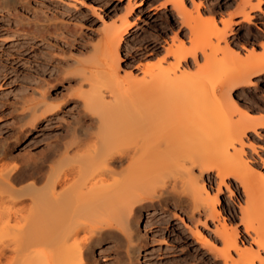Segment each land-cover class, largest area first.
<instances>
[{"label":"bare ground","instance_id":"1","mask_svg":"<svg viewBox=\"0 0 264 264\" xmlns=\"http://www.w3.org/2000/svg\"><path fill=\"white\" fill-rule=\"evenodd\" d=\"M0 1L9 8L15 3ZM258 2L242 0L237 12L242 22L253 23L252 13L262 9L263 2ZM167 5L183 16L182 24L196 43L188 50L169 48L167 54L174 58L169 69L136 87L138 79L121 76L119 53L131 25L126 20L119 27L107 26L102 46L93 47L99 51L73 60L71 78L79 85L85 109L95 115L90 125L72 126L43 158L33 161L35 157L28 156L21 165L10 166L6 144L0 145V264H95L94 249L107 240L129 249L124 251H128L126 261L133 263L140 254L134 245L140 239L138 213L172 204L191 207L192 236L217 262L264 264V180L255 179L260 176L246 159L244 141L249 132L264 128V117L228 109L238 105L232 90L250 89L252 76L264 75V61L260 62L264 50L260 56L251 53L253 64L247 72L203 87V82H194L198 76L193 79L190 70H182L183 64L192 58L201 74L204 66L198 54L206 56V46L214 47L212 38L225 41L233 33V21H222L219 28L213 17L212 27L209 24L202 32L198 30L201 4L196 17L184 0H167L163 8ZM231 48L223 51L229 58ZM44 90L35 93L33 102L24 103L25 111L20 108L25 113L21 121H26L21 128L36 126L62 108ZM191 90H195L192 96ZM205 96L216 100L205 104ZM236 116L240 118L234 122ZM210 172L219 179L215 196L207 186ZM227 178H235L249 192L240 223L251 240L242 238L239 227H227L219 210L222 187L230 190ZM210 222L216 223L214 229Z\"/></svg>","mask_w":264,"mask_h":264},{"label":"rangeland","instance_id":"2","mask_svg":"<svg viewBox=\"0 0 264 264\" xmlns=\"http://www.w3.org/2000/svg\"><path fill=\"white\" fill-rule=\"evenodd\" d=\"M184 1L194 17L198 15L197 5L201 4L200 13L203 20L198 25L200 31L207 29L209 24L212 27L213 17L219 28L223 27L222 21H233V33L229 32L225 41L218 43L212 38L214 47L211 42L207 43L212 46H206L207 55L198 54V62L204 66L199 72L201 74H198V66L192 58H189L191 64H183L186 68L182 67V70H190L191 78L199 77L193 78L199 80L194 82H203V87L204 84L216 86L227 78L230 80L242 75V71L247 72L251 63L253 64V61H249L253 51L256 55L263 54L264 3L262 12L252 13L253 23L249 24L240 22L243 18L237 15L242 0ZM258 1L251 0V4L259 3ZM165 3L167 0H15L9 8L0 1V145L6 144L5 150L10 157L6 162L10 166L21 165L28 161L29 157H35L33 161L43 158L42 154L46 153L51 144L57 143L67 133L66 130H71L72 126L80 128L79 126L90 125L95 115L85 109L84 100L78 90L79 85L71 78L73 64L76 60L88 58L90 52L96 50L93 47L102 46L104 28H108L107 26L119 27L122 21L126 20L131 25L119 53L122 57L121 76H133L134 80L138 79L134 82L136 87L149 83L162 69H169V65L174 63L171 54H167L169 48L173 51L178 48H193L196 43H192L194 37L182 24L183 16L178 15L172 5L163 8ZM230 47L232 58L223 52ZM263 61L264 59H261L260 62ZM252 80V88L237 87L232 90L238 105L228 107L231 113L236 109L251 111L259 117H264V76L254 75ZM42 90L44 93L48 91L47 95L50 94L49 97L56 100L54 104L61 105L62 108L54 115L39 120L36 126L29 123L30 125L21 128L24 121H21L20 115L23 117L25 113H21L20 108L25 111L27 106L24 103L29 104L33 99L36 100L38 96L35 95ZM194 94L195 90H191V96ZM212 100L215 101L216 98L205 96L203 103L212 104ZM236 117L233 118L234 122L240 118ZM244 141L246 159L253 170L259 173L260 177L255 179L260 183L261 179L264 180V128L249 132ZM13 157H16V160ZM206 179L211 195L215 196L219 187L216 173L210 172ZM226 185L230 190L222 187L219 193V210L227 220V227H239L242 238L251 240L245 235L244 227L240 223L241 208L246 204L247 190L245 191L235 178H227ZM254 185L256 183L252 186ZM137 216V233L140 239L134 245L136 248L138 246L140 254L139 259L133 263L222 264L215 260L213 254L196 244L191 233L195 223L191 221L190 206L186 209L175 207L173 204L167 208L150 206L140 211ZM215 224L210 222L212 229ZM200 229L204 230L202 225ZM207 230L211 231L209 228ZM223 245L220 243L219 247L222 249ZM125 248L113 241H104L94 249V262L133 264L126 261L128 251H124L129 249ZM261 255L264 256V252Z\"/></svg>","mask_w":264,"mask_h":264},{"label":"crops","instance_id":"3","mask_svg":"<svg viewBox=\"0 0 264 264\" xmlns=\"http://www.w3.org/2000/svg\"><path fill=\"white\" fill-rule=\"evenodd\" d=\"M242 3V2H241ZM264 3V2H263ZM256 5V4H255ZM240 6H241V4H240ZM241 9V8H240ZM258 12H260V11H258ZM261 12H262V9H261ZM253 16V15H252ZM243 21V20H242ZM242 21H240V22H242ZM254 52V51H253ZM257 56H260V55H257ZM257 76H264V75H257Z\"/></svg>","mask_w":264,"mask_h":264}]
</instances>
